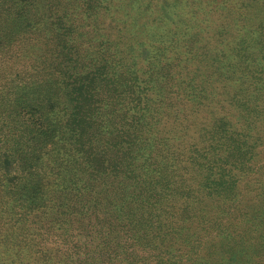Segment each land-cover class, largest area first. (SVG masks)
Segmentation results:
<instances>
[{
	"label": "rangeland",
	"instance_id": "rangeland-1",
	"mask_svg": "<svg viewBox=\"0 0 264 264\" xmlns=\"http://www.w3.org/2000/svg\"><path fill=\"white\" fill-rule=\"evenodd\" d=\"M3 1L0 83L13 79L24 85L30 75L17 77V68L31 64L36 78L37 66L41 76L42 68L59 65L60 38L54 35L59 27L50 13L49 24L38 32L49 39L21 48L30 13H9ZM140 3L145 10L137 4L128 10L142 27L134 32L127 24L126 32L142 41L143 62L137 66L152 87L150 98L159 93L167 100L169 85L185 82L173 100V125L167 131L174 133L176 148L186 150L189 169L172 174L171 185L180 194L169 185L157 197L168 207L175 196L179 207L172 224L183 228L178 245L183 254L177 257L181 264H264V0ZM105 25L101 33H108L113 22L107 18ZM54 90L59 93L52 97L60 110L53 117L57 126L41 117L47 104L37 99L39 93L32 96L19 86L10 93L17 94L13 103L0 100V264H43L33 241L24 247L20 229L29 227L27 212L43 204L39 153L46 141L57 144L65 137L64 103L59 102L64 96L59 84ZM78 238L80 245L84 238ZM138 251L147 262L162 254L147 243ZM76 252L69 259L72 252L61 250L55 263L89 264L87 258L80 263V249ZM128 258L109 261L100 251L95 264H136L133 256Z\"/></svg>",
	"mask_w": 264,
	"mask_h": 264
},
{
	"label": "trees",
	"instance_id": "trees-1",
	"mask_svg": "<svg viewBox=\"0 0 264 264\" xmlns=\"http://www.w3.org/2000/svg\"><path fill=\"white\" fill-rule=\"evenodd\" d=\"M133 4L145 10L140 0L1 3L9 13H30L21 48L49 39L38 32L49 24L50 13L59 27L54 34L60 38L55 70L42 68L44 74L39 76L37 66L35 78L32 65L25 64L17 68L16 76L30 75L27 83L15 84L13 79L0 83L2 103H13L17 94L10 93L19 86L32 96L39 93L37 99L47 104L39 107L41 117L53 126L59 124L53 117L60 111L52 101L59 96L55 85L64 96L59 102L64 103L65 137L57 144L46 141L39 153L43 204L27 212L29 227L20 229L24 247L33 241L43 264H56L57 254L64 249L72 252L69 259L80 249V263L87 258L95 264L101 251L109 261L131 255L136 264H181L183 248L178 245L183 228L172 225L179 207L173 202L175 196H170L168 207L157 197L169 185L174 195L180 194L171 185L172 174L189 169L186 150L176 148L174 133L167 131L173 125V100L185 82L171 83L167 100L159 93L150 98L152 87L137 66L143 62L142 41L126 32L127 24L134 32L142 27L128 10ZM107 18L113 26L101 33ZM89 46L93 51H85ZM151 197L154 206L148 202ZM171 229L177 233L166 234ZM78 237L84 243L79 245ZM145 243L162 249L153 262L145 261L138 251Z\"/></svg>",
	"mask_w": 264,
	"mask_h": 264
}]
</instances>
